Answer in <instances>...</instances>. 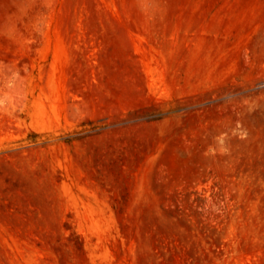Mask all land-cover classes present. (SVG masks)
I'll use <instances>...</instances> for the list:
<instances>
[{"label": "rangeland", "instance_id": "374dc122", "mask_svg": "<svg viewBox=\"0 0 264 264\" xmlns=\"http://www.w3.org/2000/svg\"><path fill=\"white\" fill-rule=\"evenodd\" d=\"M0 264H264V0H0Z\"/></svg>", "mask_w": 264, "mask_h": 264}]
</instances>
